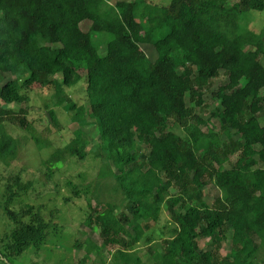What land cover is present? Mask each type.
<instances>
[{"label":"trees","instance_id":"1","mask_svg":"<svg viewBox=\"0 0 264 264\" xmlns=\"http://www.w3.org/2000/svg\"><path fill=\"white\" fill-rule=\"evenodd\" d=\"M262 11L264 0H0V162L21 149L7 123L38 151L53 148L23 107L36 87L77 125L42 162L49 176L87 159L95 139L84 128L96 127V180H115L124 209L101 204L92 182L66 184L87 202L85 226L99 231L101 244L84 247L96 264H264V27H249ZM222 74L228 80L211 93L217 106L207 118L205 95ZM80 82L84 91L71 96ZM49 116L58 127L56 112ZM209 184L221 193L212 205ZM4 185L14 227L0 259L9 262L43 244L51 223L43 206H9L31 181L16 174ZM164 207L175 228L156 241L150 223Z\"/></svg>","mask_w":264,"mask_h":264},{"label":"rangeland","instance_id":"2","mask_svg":"<svg viewBox=\"0 0 264 264\" xmlns=\"http://www.w3.org/2000/svg\"><path fill=\"white\" fill-rule=\"evenodd\" d=\"M132 1V0H127ZM155 1V0H154ZM157 2L168 3L170 0H156ZM84 31L90 28L89 22H84L82 25ZM250 29L260 31L264 27V11L255 12L252 14V19L249 24ZM144 52L151 60L156 59V53L150 47H143ZM264 62V60H263ZM9 78L11 76L7 75ZM227 77L223 74L214 80L211 90L205 95L207 104L205 117H209L210 112L214 110L217 103L212 99V92L227 82ZM84 82H80L75 90L69 91L71 96L77 98L79 92H83ZM31 101L29 104L23 105L27 108L29 115L28 121L32 122L38 132H44L46 135H51L53 148L47 151L40 152L35 147V144L26 134L25 131L17 127L6 124L8 133L21 139V149L15 161L9 165L0 162V251L3 247V240L14 227L11 220L6 214L7 191L5 187V179L13 175L20 174L24 182L31 181L33 187L28 194H21L9 204L11 209L18 211L23 203H31L36 206H43V215L45 220L51 225L47 232L46 241L39 247H29L26 251L16 257L10 258L8 261L0 259V264H96L95 254L88 255L85 250L87 241H91L97 245L101 244L99 231L88 228L84 224L86 216L87 202L84 198L76 199L72 195V189L67 188V182H72L76 185H84L85 183H93L92 188H97L95 192L101 204L114 203L124 209L122 204L123 198L120 192L114 191L115 180L107 178L97 181L98 174L101 168V161L95 158L96 146L99 142L98 131L95 126L85 127L84 130L95 141L88 147L90 155L86 160L70 159L58 170L49 176L42 162L46 160L52 151L57 148L65 147L74 137V130L77 125L73 123V114L65 109V105L56 107L51 99V92L38 87L30 94ZM20 106L10 105L11 110H18ZM54 110L58 117V127L50 122L49 111ZM263 117L262 115L260 116ZM263 120V119H261ZM214 122H216L214 120ZM172 125V124H171ZM173 127V126H172ZM181 134L179 129H175ZM218 130V129H217ZM236 158H232L234 162ZM229 169V165H225ZM98 182V184H96ZM176 189H171V194L176 193ZM205 201L212 205L213 201L220 196V190L214 185L209 184L205 189ZM72 198L69 202L66 199ZM95 195L92 197L94 198ZM97 201H93L94 206ZM163 215L160 223H150V228L156 241L171 237V230L175 225L170 218V215L164 207ZM53 212V216L51 213ZM53 222V224H52ZM146 233L150 231L146 230ZM81 244V245H80ZM200 247L205 249V241L199 242ZM145 252V247L142 248ZM143 254V253H141Z\"/></svg>","mask_w":264,"mask_h":264},{"label":"water","instance_id":"3","mask_svg":"<svg viewBox=\"0 0 264 264\" xmlns=\"http://www.w3.org/2000/svg\"><path fill=\"white\" fill-rule=\"evenodd\" d=\"M0 257H1V254H0ZM2 260H4L3 258H1Z\"/></svg>","mask_w":264,"mask_h":264}]
</instances>
